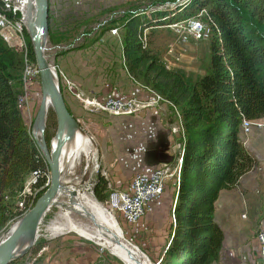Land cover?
I'll return each mask as SVG.
<instances>
[{
	"label": "trees",
	"instance_id": "16d2710c",
	"mask_svg": "<svg viewBox=\"0 0 264 264\" xmlns=\"http://www.w3.org/2000/svg\"><path fill=\"white\" fill-rule=\"evenodd\" d=\"M169 2L174 5L163 6ZM199 14L208 20L209 66L204 75L192 78L182 69L167 68L151 49L150 34L145 32ZM97 29L96 37L87 40V35L83 36L86 45L63 54L83 50L111 30H119L125 70L166 101L173 116L175 109L183 127L173 220L156 264H218L224 241L215 220L219 194L235 188L257 167V160L241 143L240 126L243 118L264 119V0H152L149 6L131 5ZM21 32L27 58L35 63L24 27ZM52 41L49 31L48 42ZM21 70V53L0 37V234L30 210L49 185V167L20 110ZM45 125L44 139L49 148L57 127L51 108ZM34 173L36 182L30 186L39 191L29 210L15 211L16 198ZM92 191L97 202L108 200L109 184L100 173ZM42 246L38 242L28 253L36 255Z\"/></svg>",
	"mask_w": 264,
	"mask_h": 264
},
{
	"label": "rangeland",
	"instance_id": "374dc122",
	"mask_svg": "<svg viewBox=\"0 0 264 264\" xmlns=\"http://www.w3.org/2000/svg\"><path fill=\"white\" fill-rule=\"evenodd\" d=\"M172 2L163 6L172 7L174 5ZM151 3L152 0H49L50 20L48 22V32L50 31L52 34L53 41L48 42L47 38L44 53L49 66L55 67L56 69V74L58 75V80H56V82L63 97L68 95V93L63 86L60 73L65 76L67 75L58 63L57 57L66 56V54L63 53L77 45L83 43L86 45V41L89 38L98 35V25H103L110 20L118 18L131 5L137 6L141 4L149 6ZM27 4L28 0L24 7L25 10ZM155 6H160V3ZM194 19L202 23L207 32V38L200 41L194 40L189 31H176L171 25L158 27L155 30L145 32L150 34L151 49L161 56L164 63L170 69H182L192 78L204 75L209 66L208 43L210 39L209 27L207 25L208 20L201 16V14ZM21 25V28L24 27L23 24ZM85 34L87 35L86 41L83 39ZM16 35H11V37L7 36V38H5L7 42L3 38L2 39L9 47L21 53V77L23 85L21 97L19 98V105L23 120L30 128V133L33 137L32 125L42 100L40 78L36 63H31L27 58L21 30L20 32H16ZM119 35L120 31L118 30L117 34L114 36L110 33L103 36H105V39L108 38L107 36L113 37V51L114 53L115 51L119 52L120 61H122L124 67V62L121 58V36ZM101 45H103L101 41L92 45L90 44V46L88 45L87 48L83 50L69 52L71 53L69 57H74L76 64L85 62L89 56H95L101 53L103 49ZM109 45L110 44H108V46ZM79 126L86 136L92 137V135H94L90 130L89 132L86 130V126L80 124ZM95 150L97 153L96 163L88 180L83 185L90 188V194L94 199L95 197L92 191L94 181L97 174H102L103 172L99 165L100 152L97 145L95 146ZM175 165L176 164H173L172 166ZM85 166L86 163L84 158H81L79 165L74 170H66V172L62 174L61 182L68 179L81 180ZM171 180L167 183L169 193L166 189L159 199L151 202L146 210L145 216L139 223L128 225L120 216H116V222L123 233L124 239L139 248V250H143L145 252L144 254L151 259L152 264H156L167 243L170 225L173 220L172 210L174 207L176 185L173 180ZM82 188L85 189V187ZM111 190L125 191L127 188L111 187L110 191ZM63 191L64 186L61 188L49 211L39 224L37 240L29 248L30 250L36 243L41 242L43 245L42 249L36 255L28 253V250L22 256L14 259L13 264H120V262L117 263L112 259L115 257L110 254L108 255L106 251L101 250L90 241L81 238L73 232H64L58 235L51 234L50 228L54 223L60 220V211L62 208L67 207L66 204L63 203ZM18 201L19 196L16 198L15 211H18ZM104 204L105 203L101 205L103 206ZM16 223H18V221H13L10 226ZM4 233L0 234V240L4 237ZM62 259L66 260V263L62 262Z\"/></svg>",
	"mask_w": 264,
	"mask_h": 264
},
{
	"label": "crops",
	"instance_id": "0c3cea01",
	"mask_svg": "<svg viewBox=\"0 0 264 264\" xmlns=\"http://www.w3.org/2000/svg\"><path fill=\"white\" fill-rule=\"evenodd\" d=\"M104 37L101 53L89 56L85 62L76 64L74 57H69L71 53L58 56L66 75L90 97L133 98L140 102L152 98L149 89L127 73L119 52L114 53L113 37ZM64 101L77 123L94 133L92 138L100 152L99 165L110 187L128 188L136 174L175 164L180 136L171 131L177 119L167 103L140 110L136 115H114L87 112L69 94ZM254 121L264 125V119ZM243 146L257 160V167L245 174L235 188L219 194L215 220L223 231L224 241L218 264H264L255 240L256 233L264 232V129L253 128Z\"/></svg>",
	"mask_w": 264,
	"mask_h": 264
},
{
	"label": "built area",
	"instance_id": "2783aa9c",
	"mask_svg": "<svg viewBox=\"0 0 264 264\" xmlns=\"http://www.w3.org/2000/svg\"><path fill=\"white\" fill-rule=\"evenodd\" d=\"M26 3L27 0H0V37L4 40L5 37H11V35H16V32H20V30L22 31L21 19L23 17L22 13ZM171 26L176 29V31H189L194 40L200 41L207 38V32L205 31L204 26L200 21L195 20L194 18L175 23ZM110 34L113 36L116 35L117 30H111ZM143 41H145V37H143ZM166 67L169 68L167 65ZM51 70L55 73L58 80L55 67H51ZM60 76L66 92L78 101L87 112H103L114 115H136L140 112V110L158 106L160 102L167 103L151 90L149 91L153 94V97L143 102L133 98L123 100L115 97H90L84 94L78 85L70 78L62 73H60ZM174 111L177 123L171 131L180 136V139L177 141L179 155L176 159V165L171 166L164 164L156 167L149 173H138L131 179L127 190H111L108 200L103 206L107 213L112 216L115 221L116 216H120V218L128 225H135L139 223L145 216L150 203L159 199L163 195L169 180L172 179L174 184L177 185L180 165L182 162V141L184 139V134L178 113L175 109ZM253 128L264 129V125L255 123L254 120L246 118L242 119L240 126V139L242 145L246 144L247 136H249ZM101 175L106 179V173L102 172ZM36 178L37 175L35 173L32 174L30 179L26 182L24 190L19 195V201L17 203L19 211H23L25 209L29 210L32 199L39 191L38 189H31L30 186L36 182ZM109 189H111L110 186ZM255 240L257 242L258 254L264 260V232L256 233Z\"/></svg>",
	"mask_w": 264,
	"mask_h": 264
},
{
	"label": "water",
	"instance_id": "95a60500",
	"mask_svg": "<svg viewBox=\"0 0 264 264\" xmlns=\"http://www.w3.org/2000/svg\"><path fill=\"white\" fill-rule=\"evenodd\" d=\"M33 2V3H32ZM21 19L22 24L30 38L35 63L38 69L40 78L41 93L50 98L51 109L56 117V131L54 138L55 146L50 141L49 148L44 139L45 123L48 110L45 103H40L36 117L32 125L33 140L41 152L49 167V185L46 191L36 200L33 207L25 213V215L18 221L14 231L4 240L0 241V264H9L14 259L22 256L30 245L20 255H15L16 245L23 235H34L42 219L49 211L56 196L59 194L61 188V173L60 159L62 149L66 142L73 137L76 130H80V126L75 118L68 111L63 94L56 82L57 78L51 67L47 63L43 40L48 38V0H28L26 10L23 11ZM55 80L53 79V75ZM33 131L40 133V139L34 136ZM83 132V131H82ZM91 138L94 146L95 141ZM90 167L85 166L83 177L80 181L84 185L90 175ZM115 240L119 242L127 251H129L128 242L122 238L118 229L114 230ZM130 252V251H129Z\"/></svg>",
	"mask_w": 264,
	"mask_h": 264
},
{
	"label": "bare ground",
	"instance_id": "6f19581e",
	"mask_svg": "<svg viewBox=\"0 0 264 264\" xmlns=\"http://www.w3.org/2000/svg\"><path fill=\"white\" fill-rule=\"evenodd\" d=\"M43 44L45 47V40H43ZM53 79L55 80L54 75ZM42 102L45 103L46 109L49 111L51 107L49 96L42 94L40 103ZM33 133L36 138H40L39 132L33 131ZM55 144L56 141L53 139L52 145L55 146ZM81 158H84L92 173L97 160L95 146L90 137L82 131L76 130L73 137L66 142L62 149L59 166L62 170L61 177L66 170H74L79 165ZM61 184L64 186L63 203L67 207L62 208L60 220L58 219L59 221L50 228L52 235L73 232L106 251L108 255L115 257L120 264H151L148 257L139 248L128 242L129 252L115 240L113 234L115 229L120 231L124 239L123 233L113 217L91 196L89 187L81 185L79 180L70 179L64 180ZM17 224L11 225L1 240L6 239L14 231ZM37 237V232L34 235H23L16 245L15 255H20L37 240Z\"/></svg>",
	"mask_w": 264,
	"mask_h": 264
}]
</instances>
